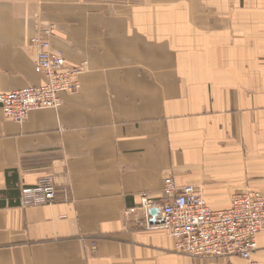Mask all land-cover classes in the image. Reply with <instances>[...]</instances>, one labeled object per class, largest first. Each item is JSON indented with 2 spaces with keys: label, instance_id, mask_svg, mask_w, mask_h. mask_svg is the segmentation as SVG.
<instances>
[{
  "label": "crops",
  "instance_id": "obj_1",
  "mask_svg": "<svg viewBox=\"0 0 264 264\" xmlns=\"http://www.w3.org/2000/svg\"><path fill=\"white\" fill-rule=\"evenodd\" d=\"M38 25L84 71L56 110L0 109V264H249L178 254L139 195L167 177L214 211L264 193V0H0V94L45 83ZM45 178L56 200L20 207Z\"/></svg>",
  "mask_w": 264,
  "mask_h": 264
},
{
  "label": "built area",
  "instance_id": "obj_2",
  "mask_svg": "<svg viewBox=\"0 0 264 264\" xmlns=\"http://www.w3.org/2000/svg\"><path fill=\"white\" fill-rule=\"evenodd\" d=\"M53 38V27L38 25L26 46L27 50L36 51L34 67L44 76L45 83L0 94L2 113L17 124H22L30 112L58 109L61 94H75L80 88L79 78L84 66L67 63L62 52L52 49ZM56 197L57 188L52 178H45L34 186L22 188L18 205L22 208L48 205ZM139 199V209L146 214V229L172 238L178 254L200 259L238 257L252 264L256 236L264 234V193L254 190L238 193L228 209L214 211L207 206L198 188L177 187L173 179L167 177L161 197L141 193ZM152 208L158 209L153 222L147 213Z\"/></svg>",
  "mask_w": 264,
  "mask_h": 264
},
{
  "label": "water",
  "instance_id": "obj_3",
  "mask_svg": "<svg viewBox=\"0 0 264 264\" xmlns=\"http://www.w3.org/2000/svg\"><path fill=\"white\" fill-rule=\"evenodd\" d=\"M157 214H158V209L157 208H153L152 210L149 211L151 222L154 221V219H155Z\"/></svg>",
  "mask_w": 264,
  "mask_h": 264
}]
</instances>
